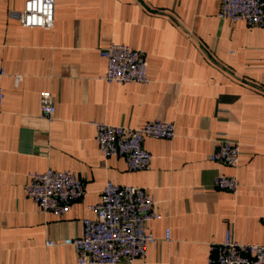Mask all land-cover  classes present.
Listing matches in <instances>:
<instances>
[{
    "label": "crops",
    "instance_id": "0c3cea01",
    "mask_svg": "<svg viewBox=\"0 0 264 264\" xmlns=\"http://www.w3.org/2000/svg\"><path fill=\"white\" fill-rule=\"evenodd\" d=\"M25 1L0 0V264H75L63 242L94 217L88 206L107 180L145 188L161 215L146 224L155 241L144 257L117 264H208L227 230L264 244V25L221 18L222 0H55L52 28H27L17 20ZM110 42L143 52L147 83L102 79ZM43 91L51 121L40 116ZM149 120L173 122L175 135L145 138L151 164L136 171L103 156L90 124ZM220 136L239 143L236 166L209 159ZM47 168L84 184L62 216L23 190L28 172ZM218 174L235 176L236 192L215 188Z\"/></svg>",
    "mask_w": 264,
    "mask_h": 264
},
{
    "label": "built area",
    "instance_id": "2783aa9c",
    "mask_svg": "<svg viewBox=\"0 0 264 264\" xmlns=\"http://www.w3.org/2000/svg\"><path fill=\"white\" fill-rule=\"evenodd\" d=\"M55 0H26L18 13V22L27 28L51 29L54 25ZM221 18L232 22H244L248 26L264 25V0H222ZM105 60L102 79L108 83H147V61L141 50L127 44L110 42L100 49ZM5 74L0 70V77ZM19 76L15 77V83ZM4 93L0 86V109ZM40 116L53 120L55 106L50 92L43 91L39 97ZM95 129V141L103 156H121L130 171L147 170L152 154L143 142L145 138L171 139L175 125L170 121L149 120L137 127L90 122ZM239 143L227 136L216 140L215 149L209 159L227 166H236L239 161ZM28 181L23 190L42 212L62 216L70 211L73 203L84 193V184L68 169L47 168L42 172H28ZM213 186L219 190L236 192L238 180L235 176L218 174ZM88 209L93 218L85 217L82 233L67 238L63 244L71 245L76 253L75 264H117L121 260L132 262L142 258L147 244L155 238L146 228L148 221L161 218L154 208V201L145 188L117 184L107 180L97 203ZM169 238V230L165 232ZM54 242L46 241V246ZM208 264H264V244L236 240L227 230L224 238L211 244Z\"/></svg>",
    "mask_w": 264,
    "mask_h": 264
}]
</instances>
